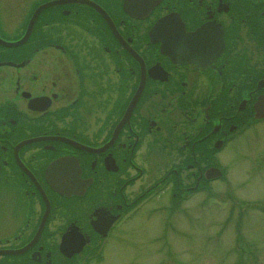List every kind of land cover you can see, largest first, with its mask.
<instances>
[{"label":"flooded vegetation","instance_id":"af4514ba","mask_svg":"<svg viewBox=\"0 0 264 264\" xmlns=\"http://www.w3.org/2000/svg\"><path fill=\"white\" fill-rule=\"evenodd\" d=\"M83 1L16 0L20 24L0 34L21 39L48 5L26 43L0 52L15 64L0 67V264H91L101 242L93 228L111 222L110 234L140 200L188 195L217 162L215 145L254 123L264 95V0ZM160 19L165 31L151 32ZM138 85L129 121L115 129ZM114 132L104 154L50 139L99 148ZM59 156L76 159L81 184L72 168L46 180Z\"/></svg>","mask_w":264,"mask_h":264},{"label":"rangeland","instance_id":"374dc122","mask_svg":"<svg viewBox=\"0 0 264 264\" xmlns=\"http://www.w3.org/2000/svg\"><path fill=\"white\" fill-rule=\"evenodd\" d=\"M16 5L0 0V34L20 24ZM217 156L221 180L177 203L176 212L145 206L103 243L98 264H264V124Z\"/></svg>","mask_w":264,"mask_h":264},{"label":"water","instance_id":"95a60500","mask_svg":"<svg viewBox=\"0 0 264 264\" xmlns=\"http://www.w3.org/2000/svg\"><path fill=\"white\" fill-rule=\"evenodd\" d=\"M163 22H164L163 19L160 20V21L155 25L154 30L157 29L158 32H164V31H165V26H164ZM29 28H30V26H29ZM29 28H28V30H27V33L29 32ZM26 37H27V36H26ZM25 39H26V38L24 37V38L20 41V43L24 42ZM0 45H2V46H6V47H12V46H15L16 44L5 43V42L0 41ZM168 55H169V54H168ZM170 55L173 56V53H170ZM151 70L153 71V69H151ZM153 78H157V77H153ZM137 97H138V96H135V98L133 99L131 105L129 106V108H128V110H127V113H126V118H128V116H129V114H130V112H131V110H132V108H133V106H134V104H135V102H136V100H137ZM126 118H125V119H126ZM216 175H218V173H217Z\"/></svg>","mask_w":264,"mask_h":264}]
</instances>
